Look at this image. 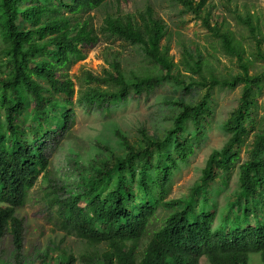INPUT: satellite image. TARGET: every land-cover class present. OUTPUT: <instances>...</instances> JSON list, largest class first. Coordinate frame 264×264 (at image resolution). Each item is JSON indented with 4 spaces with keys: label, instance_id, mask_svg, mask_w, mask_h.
<instances>
[{
    "label": "trees",
    "instance_id": "obj_1",
    "mask_svg": "<svg viewBox=\"0 0 264 264\" xmlns=\"http://www.w3.org/2000/svg\"><path fill=\"white\" fill-rule=\"evenodd\" d=\"M105 1L0 0V238L10 231L17 252L25 230L18 209L49 169L47 150L74 119L75 82L68 72L83 58L85 47L99 39L84 14ZM208 1L181 0L195 14ZM244 22L255 33L252 17ZM204 25L227 54L240 60L241 74L202 75L204 95L195 104L175 102L173 124L164 137L145 134L142 146L123 137L125 154L101 162L82 192L62 197L53 191L49 198L62 231L108 245L101 258L85 264H200L204 256L210 264H249L251 253H259L264 264V128L256 130L255 117L264 76L249 73L245 50L234 32L212 26L208 17ZM102 33L141 46L157 69L131 82L118 63L103 76L88 73V86L78 101L109 109L126 102L132 92L150 93L163 83L190 89L172 73L169 48L162 45L165 24L150 8L136 20L107 17ZM187 63L195 71L201 68L200 62ZM241 84L238 106L222 124L228 140L212 151L185 197L169 198L176 175L207 136L214 89ZM250 135L247 158L240 162ZM237 165V193L218 218L210 188L221 174L229 179ZM159 208L170 211L140 255V242ZM70 260L66 255L60 264Z\"/></svg>",
    "mask_w": 264,
    "mask_h": 264
},
{
    "label": "rangeland",
    "instance_id": "obj_2",
    "mask_svg": "<svg viewBox=\"0 0 264 264\" xmlns=\"http://www.w3.org/2000/svg\"><path fill=\"white\" fill-rule=\"evenodd\" d=\"M149 8L165 24L166 37L162 45L169 48L172 73L189 84L190 89L173 82L163 83L150 93L132 92L126 102L109 109L89 107L78 101L81 91L88 86V73L103 76L105 70L113 71V64L118 63L127 81L131 82L157 69L141 46L102 33L107 17L136 20ZM249 16L252 17L255 33L244 22V18ZM84 17L90 18L99 39L85 47L83 58L75 62L68 72L75 82L76 93L71 105L74 119L47 150L49 169L41 174L29 191L26 203L18 209L25 228L21 251L17 252L13 236L8 231L0 238V264H60L66 255H70L69 264H85L86 260L103 256L108 249L106 243H91L66 234L59 228L55 208L51 207L49 198L54 192L62 197L68 196L71 191L82 192L85 182L101 162L125 154L123 137L134 146L143 145L145 134L164 137L173 124V115L177 110L175 102L183 100L195 104L204 95L206 89L200 82L202 75L230 77L241 74L240 60L224 51L220 40L204 25V17H208L212 26L234 32L245 50L243 58L249 63V73L264 76V0H209L200 14L188 10L181 0H106ZM3 61L0 53V68H4ZM188 61L193 64L200 62L199 71L191 69ZM242 88L241 84L234 88L214 89L211 102L213 114L207 126V136L176 175L169 198L185 197L199 180L212 151L221 149L228 140L229 134L222 129V124L238 106ZM257 102L256 130L264 128V80ZM252 139L253 135H250L243 145L240 162L247 158ZM210 189L220 218L237 193L238 165L229 179L221 174ZM169 211L159 208L150 221L139 245L140 255L153 232L163 225ZM200 264L210 262L204 256ZM249 264H263L260 254L251 253Z\"/></svg>",
    "mask_w": 264,
    "mask_h": 264
}]
</instances>
